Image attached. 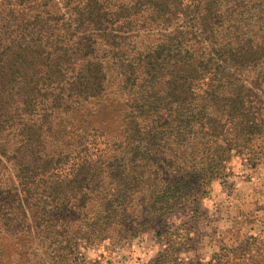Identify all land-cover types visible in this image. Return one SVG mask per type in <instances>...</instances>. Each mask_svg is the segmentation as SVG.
<instances>
[{
    "label": "trees",
    "instance_id": "1",
    "mask_svg": "<svg viewBox=\"0 0 264 264\" xmlns=\"http://www.w3.org/2000/svg\"><path fill=\"white\" fill-rule=\"evenodd\" d=\"M184 1L0 0V264L162 235L264 154V0H198L180 23ZM256 246L217 264H264Z\"/></svg>",
    "mask_w": 264,
    "mask_h": 264
},
{
    "label": "rangeland",
    "instance_id": "2",
    "mask_svg": "<svg viewBox=\"0 0 264 264\" xmlns=\"http://www.w3.org/2000/svg\"><path fill=\"white\" fill-rule=\"evenodd\" d=\"M197 2L185 0L177 22L187 23ZM104 26L113 34L133 36L135 40L141 38L136 34L146 33L130 30L125 21ZM87 34L94 33L89 30ZM255 152L251 146L246 155L231 158L227 174L211 182L208 196L197 208L187 204L184 212L171 215L158 228L162 235L146 229L125 240L96 243L80 239L68 264H217L221 263L224 247H236L246 236H252L255 246L262 248L259 253L264 250V154L257 161ZM236 261L232 258L223 262Z\"/></svg>",
    "mask_w": 264,
    "mask_h": 264
}]
</instances>
